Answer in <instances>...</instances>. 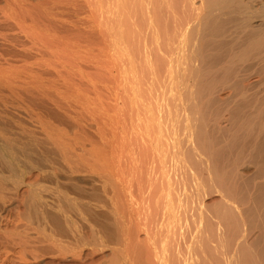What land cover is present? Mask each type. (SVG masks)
Listing matches in <instances>:
<instances>
[{"label": "bare ground", "instance_id": "obj_1", "mask_svg": "<svg viewBox=\"0 0 264 264\" xmlns=\"http://www.w3.org/2000/svg\"><path fill=\"white\" fill-rule=\"evenodd\" d=\"M0 264H264V0H0Z\"/></svg>", "mask_w": 264, "mask_h": 264}]
</instances>
